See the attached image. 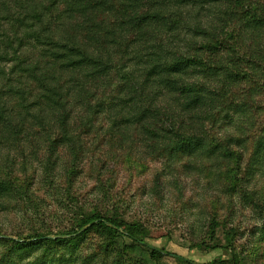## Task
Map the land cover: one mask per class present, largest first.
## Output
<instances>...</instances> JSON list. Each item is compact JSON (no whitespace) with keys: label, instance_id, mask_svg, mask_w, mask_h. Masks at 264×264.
Wrapping results in <instances>:
<instances>
[{"label":"trees","instance_id":"obj_1","mask_svg":"<svg viewBox=\"0 0 264 264\" xmlns=\"http://www.w3.org/2000/svg\"><path fill=\"white\" fill-rule=\"evenodd\" d=\"M261 36L264 0H0V141L44 148L49 171L63 153L69 176L84 159L81 136L104 127L107 143L127 151L238 164L242 135L214 130L251 125L254 86L243 84L257 85ZM255 155L264 168V139ZM20 179L0 178V193L23 189ZM123 223L96 212L65 237L14 243L67 242L95 229L111 249L158 264L164 250L141 224L131 232Z\"/></svg>","mask_w":264,"mask_h":264},{"label":"rangeland","instance_id":"obj_2","mask_svg":"<svg viewBox=\"0 0 264 264\" xmlns=\"http://www.w3.org/2000/svg\"><path fill=\"white\" fill-rule=\"evenodd\" d=\"M255 66L257 85L243 84L254 86L246 115L251 125L242 133L236 122L214 130L220 138L242 135L238 164L208 162L199 153L151 156L138 145L127 151L107 143L104 127L81 136L84 159L69 176L63 153L49 171L44 148L0 141V178L11 174L24 182L18 192L0 193V264H157L122 245L111 249L95 229L67 242L14 243L27 235L72 232L96 212L123 220L131 232L132 224H141L147 242L165 252L158 264H190L174 255L196 264L231 258L264 264V168L254 156L264 139V60Z\"/></svg>","mask_w":264,"mask_h":264},{"label":"water","instance_id":"obj_3","mask_svg":"<svg viewBox=\"0 0 264 264\" xmlns=\"http://www.w3.org/2000/svg\"><path fill=\"white\" fill-rule=\"evenodd\" d=\"M84 229H85V227L82 228L81 231L84 230ZM56 237H65V235H47V236H46L47 239H50V238H56ZM151 247H153V246H151ZM175 256H176V257H179V258H181V259H183V260H185V261H187V262H192V261H190L189 259H187V258H185V257H182V256H180V255H175ZM192 263L195 264V262H192Z\"/></svg>","mask_w":264,"mask_h":264},{"label":"crops","instance_id":"obj_4","mask_svg":"<svg viewBox=\"0 0 264 264\" xmlns=\"http://www.w3.org/2000/svg\"><path fill=\"white\" fill-rule=\"evenodd\" d=\"M175 257H176V256H175ZM176 258H177V257H176ZM177 260H178V259H177ZM178 261H180L181 263H182V262H186V261H184V260H178ZM190 261H191V260H190ZM187 263H189V262H187Z\"/></svg>","mask_w":264,"mask_h":264}]
</instances>
